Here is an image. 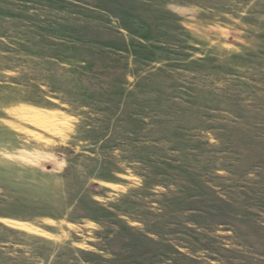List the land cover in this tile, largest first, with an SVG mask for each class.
<instances>
[{
    "label": "rangeland",
    "instance_id": "374dc122",
    "mask_svg": "<svg viewBox=\"0 0 264 264\" xmlns=\"http://www.w3.org/2000/svg\"><path fill=\"white\" fill-rule=\"evenodd\" d=\"M0 264H264V0H0Z\"/></svg>",
    "mask_w": 264,
    "mask_h": 264
}]
</instances>
